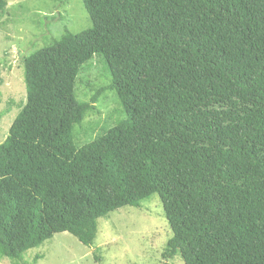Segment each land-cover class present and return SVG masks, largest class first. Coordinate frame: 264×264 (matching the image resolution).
I'll return each mask as SVG.
<instances>
[{"label":"trees","instance_id":"16d2710c","mask_svg":"<svg viewBox=\"0 0 264 264\" xmlns=\"http://www.w3.org/2000/svg\"><path fill=\"white\" fill-rule=\"evenodd\" d=\"M82 2L91 27L24 58L27 101L0 144V260L64 231L92 246L99 217L158 194L161 264H264V0ZM95 54L111 83L84 101ZM107 90L127 117L77 146Z\"/></svg>","mask_w":264,"mask_h":264},{"label":"rangeland","instance_id":"374dc122","mask_svg":"<svg viewBox=\"0 0 264 264\" xmlns=\"http://www.w3.org/2000/svg\"><path fill=\"white\" fill-rule=\"evenodd\" d=\"M91 26L82 0H8L6 11L0 14V144L27 101L24 58L53 43L67 29L81 32ZM110 83L107 61L95 54L81 69L76 93L79 99L90 100L96 89ZM96 106L74 128L79 147L127 117L116 91H105ZM97 225L92 246L64 231L26 251L21 263L5 258L0 264H33L37 256L34 264H161L173 235L158 194L140 207L127 205L99 217ZM97 249L101 260L95 256ZM169 264L185 261L178 254Z\"/></svg>","mask_w":264,"mask_h":264}]
</instances>
